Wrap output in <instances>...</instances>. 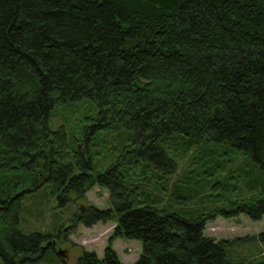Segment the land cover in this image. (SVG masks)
Segmentation results:
<instances>
[{"label": "trees", "instance_id": "trees-1", "mask_svg": "<svg viewBox=\"0 0 264 264\" xmlns=\"http://www.w3.org/2000/svg\"><path fill=\"white\" fill-rule=\"evenodd\" d=\"M82 100L97 106L96 127L70 141L51 128L52 114ZM119 126V157L99 172L98 130ZM220 146L255 164L227 208L201 213L210 197L201 182L187 197H176L175 181L162 186L178 169L172 152L209 161ZM44 187L58 208L86 201L94 187L109 193L107 209L75 215L88 227L116 224L104 257L85 253L82 264H125L117 239L142 243L134 264H230L237 242L264 243V232L205 234L219 216L264 217V0H0L3 264L55 262L52 242L43 245L66 241V231L28 232L23 219L27 197ZM196 199L179 212L170 204Z\"/></svg>", "mask_w": 264, "mask_h": 264}, {"label": "rangeland", "instance_id": "rangeland-1", "mask_svg": "<svg viewBox=\"0 0 264 264\" xmlns=\"http://www.w3.org/2000/svg\"><path fill=\"white\" fill-rule=\"evenodd\" d=\"M97 114L98 108L90 100L57 107L52 114L51 128L56 130L63 127L70 141L81 140L86 132L95 129ZM98 133L97 140H94L96 146L93 148V160L97 164L98 171L101 172L117 161L120 153L115 149L118 151L121 149L123 139H126L127 135L121 126L112 129L101 128ZM209 154V161H201L196 156L193 157L195 158L193 161L190 159L191 155L179 156L176 152H172L171 158L177 161L178 169L171 177L172 183L171 180L162 181L164 187L175 181L176 197H187L192 194L191 190L198 185V182L205 184L204 189L210 197L203 202L206 205L204 211L200 206L201 213L215 208H227L229 201L240 197L243 192L239 188L241 182L238 180L239 178L243 180V174L250 172L255 166L248 155L231 147L220 146L216 153ZM151 175L158 179L157 171L151 172ZM219 183L222 184L221 187H218ZM226 186L229 189L224 190ZM217 196H223V200H219L220 197ZM26 200L23 213L26 231L42 230L53 236L57 235L60 229L66 231V241L59 242L56 247V251L62 250L64 255L55 254L53 264H82L80 260L85 253L94 252L99 259L104 257L108 241L116 226L115 222H100L88 227L75 222V215L88 206L107 209L109 193L106 190L94 187L87 193L86 201L70 203L61 208H58L59 201L50 195L48 187L33 195L30 194ZM176 202L171 200L170 204L172 210L177 211L180 208H196L199 203L198 199ZM263 232L264 217L260 221H253L246 215L231 219L219 216L214 221L208 222L205 230L206 236L218 241L259 237ZM113 248L125 264H134L143 250L140 241L125 239H117ZM228 260L230 264H261L264 262V243L259 242L258 239L239 241L229 249Z\"/></svg>", "mask_w": 264, "mask_h": 264}, {"label": "flooded vegetation", "instance_id": "flooded-vegetation-1", "mask_svg": "<svg viewBox=\"0 0 264 264\" xmlns=\"http://www.w3.org/2000/svg\"><path fill=\"white\" fill-rule=\"evenodd\" d=\"M49 242H52V245H53V251L58 254V252L56 251V247H57V244L59 243L57 241V239L53 240V241H48L46 244L43 245L44 248H47V245L49 244ZM0 264H3L2 260H0Z\"/></svg>", "mask_w": 264, "mask_h": 264}, {"label": "water", "instance_id": "water-1", "mask_svg": "<svg viewBox=\"0 0 264 264\" xmlns=\"http://www.w3.org/2000/svg\"><path fill=\"white\" fill-rule=\"evenodd\" d=\"M58 254H59V255H64V252H63L62 250H60V251L58 252Z\"/></svg>", "mask_w": 264, "mask_h": 264}, {"label": "bare ground", "instance_id": "bare-ground-1", "mask_svg": "<svg viewBox=\"0 0 264 264\" xmlns=\"http://www.w3.org/2000/svg\"><path fill=\"white\" fill-rule=\"evenodd\" d=\"M23 195V194H22Z\"/></svg>", "mask_w": 264, "mask_h": 264}]
</instances>
